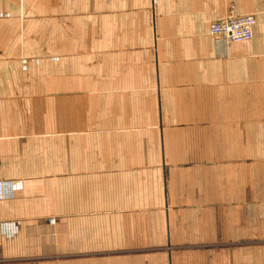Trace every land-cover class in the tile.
I'll use <instances>...</instances> for the list:
<instances>
[{
	"label": "crops",
	"instance_id": "1",
	"mask_svg": "<svg viewBox=\"0 0 264 264\" xmlns=\"http://www.w3.org/2000/svg\"><path fill=\"white\" fill-rule=\"evenodd\" d=\"M0 264H264V0H0Z\"/></svg>",
	"mask_w": 264,
	"mask_h": 264
},
{
	"label": "built area",
	"instance_id": "2",
	"mask_svg": "<svg viewBox=\"0 0 264 264\" xmlns=\"http://www.w3.org/2000/svg\"><path fill=\"white\" fill-rule=\"evenodd\" d=\"M255 25L256 19L254 16H238L232 12L227 18L212 23L209 29V35L230 43H242L250 41L253 38ZM56 222L57 219H50L52 225Z\"/></svg>",
	"mask_w": 264,
	"mask_h": 264
}]
</instances>
